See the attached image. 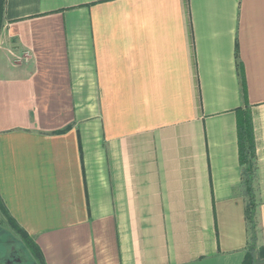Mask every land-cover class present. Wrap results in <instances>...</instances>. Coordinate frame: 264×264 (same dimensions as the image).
I'll return each mask as SVG.
<instances>
[{
	"label": "crops",
	"instance_id": "crops-1",
	"mask_svg": "<svg viewBox=\"0 0 264 264\" xmlns=\"http://www.w3.org/2000/svg\"><path fill=\"white\" fill-rule=\"evenodd\" d=\"M239 109L260 247L264 0H5L0 199L46 264H241Z\"/></svg>",
	"mask_w": 264,
	"mask_h": 264
},
{
	"label": "trees",
	"instance_id": "trees-1",
	"mask_svg": "<svg viewBox=\"0 0 264 264\" xmlns=\"http://www.w3.org/2000/svg\"><path fill=\"white\" fill-rule=\"evenodd\" d=\"M5 0H0V31L3 25ZM235 58L237 59V67L240 72V61L238 60V51L235 48ZM237 116V138H238V150H239V162L243 167V188L246 195L245 205V220L247 224V236H248V249L241 264H259L264 262V245L256 246V219L255 209L256 202L254 198L252 181L253 172L256 160V144L253 134V126L250 112L245 110H238ZM0 207L4 211L7 221L6 224L11 232H15L20 238V244L25 247L32 258L37 264H46L44 256L40 248L34 243L31 237L21 229L16 222L9 216L5 210L1 199Z\"/></svg>",
	"mask_w": 264,
	"mask_h": 264
},
{
	"label": "rangeland",
	"instance_id": "rangeland-1",
	"mask_svg": "<svg viewBox=\"0 0 264 264\" xmlns=\"http://www.w3.org/2000/svg\"><path fill=\"white\" fill-rule=\"evenodd\" d=\"M6 221L7 217L0 207V226L7 229L6 232L0 231V264H37L28 250L20 244L18 235L8 229Z\"/></svg>",
	"mask_w": 264,
	"mask_h": 264
},
{
	"label": "water",
	"instance_id": "water-1",
	"mask_svg": "<svg viewBox=\"0 0 264 264\" xmlns=\"http://www.w3.org/2000/svg\"><path fill=\"white\" fill-rule=\"evenodd\" d=\"M260 264H264V262L260 263Z\"/></svg>",
	"mask_w": 264,
	"mask_h": 264
},
{
	"label": "flooded vegetation",
	"instance_id": "flooded-vegetation-1",
	"mask_svg": "<svg viewBox=\"0 0 264 264\" xmlns=\"http://www.w3.org/2000/svg\"><path fill=\"white\" fill-rule=\"evenodd\" d=\"M17 261H18V259H17Z\"/></svg>",
	"mask_w": 264,
	"mask_h": 264
}]
</instances>
